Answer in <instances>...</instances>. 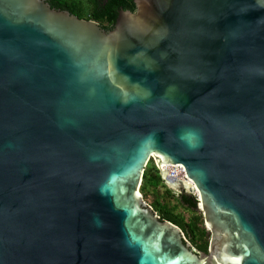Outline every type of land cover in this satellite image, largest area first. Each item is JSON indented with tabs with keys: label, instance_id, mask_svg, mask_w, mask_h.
<instances>
[{
	"label": "water",
	"instance_id": "obj_1",
	"mask_svg": "<svg viewBox=\"0 0 264 264\" xmlns=\"http://www.w3.org/2000/svg\"><path fill=\"white\" fill-rule=\"evenodd\" d=\"M112 29L0 0V264H264V0H133ZM180 164L196 250L142 199Z\"/></svg>",
	"mask_w": 264,
	"mask_h": 264
},
{
	"label": "trees",
	"instance_id": "obj_2",
	"mask_svg": "<svg viewBox=\"0 0 264 264\" xmlns=\"http://www.w3.org/2000/svg\"><path fill=\"white\" fill-rule=\"evenodd\" d=\"M122 1L123 0L120 2L123 4V7L135 11L131 1ZM48 2L52 8H66L71 14L76 15L79 18L94 19L101 25H104V29L107 31L113 28L116 20L111 6H109L104 14L98 12L97 8L101 5L102 0H49ZM116 2H118V0H112L111 4L116 6ZM85 4H88L89 6L94 5V7H91V10H89L83 7ZM159 188L164 189V194H166V196L162 194L159 195ZM140 192L143 197H147L148 194L152 193L154 198L152 199L150 206L159 217L168 220L181 228L190 243L194 244L199 251L207 252L209 241L207 239L206 229L201 226L203 223V217L202 215L196 214L197 198L189 194L178 193L176 195L173 193V190L164 184L159 170L151 160H149L144 169ZM171 200H174L176 204L171 206ZM177 206L192 211L193 215L188 221H186L181 214L175 213Z\"/></svg>",
	"mask_w": 264,
	"mask_h": 264
},
{
	"label": "rangeland",
	"instance_id": "obj_3",
	"mask_svg": "<svg viewBox=\"0 0 264 264\" xmlns=\"http://www.w3.org/2000/svg\"><path fill=\"white\" fill-rule=\"evenodd\" d=\"M150 160H151V161H154L152 158H151ZM189 188H190V187H189ZM158 191H159V195L162 194V195L166 196V194H164V189L159 188ZM173 193H175L176 195L178 194L177 191H173ZM153 198H154V196H153L152 193H151V194H148L147 197H143V196H142L143 201H144L146 204H148V205H150V203H151V201H152ZM170 203H171V204H170L171 206L176 204L174 200H171ZM175 213H177V214H181V215L185 218L186 221H188V220L190 219V217L193 215V213H192L191 210L186 209V208H183V207H181V206H177V207H176V209H175ZM196 214H198V215H202V212H201L199 209H197V210H196ZM202 217H203V215H202ZM201 226L204 227V229H206L205 226H204V223H202ZM206 231H207V239H208V241H209L211 234H210V232H209L208 230H206ZM186 239H187V238H186ZM187 240H188V239H187ZM188 241H189V240H188ZM190 244L192 245V247H193L194 249L198 250L194 244H192V243H190Z\"/></svg>",
	"mask_w": 264,
	"mask_h": 264
},
{
	"label": "flooded vegetation",
	"instance_id": "obj_4",
	"mask_svg": "<svg viewBox=\"0 0 264 264\" xmlns=\"http://www.w3.org/2000/svg\"><path fill=\"white\" fill-rule=\"evenodd\" d=\"M49 5H50V3L48 2L49 0H45ZM121 0H118V2H116L115 4H116V6L114 5V4H111V2H112V0H111V2H110V0H102V3H101V5L100 6H98V8H97V10H98V12L99 13H102V14H104L106 11H107V9L109 8V6H111V8H112V11L114 12V14H115V17H117L118 16V14H119V12L120 11H131V12H134V10H130V9H128V8H125V7H123V4H121V2H120ZM124 1V0H123ZM122 1V2H123ZM127 1V0H126ZM128 1H131V3L133 4V6H134V9H135V4H134V2H133V0H128ZM51 6V5H50ZM84 8H87V9H89V10H91V7L93 8L94 7V5H88V4H85L84 6H83ZM56 9V8H55ZM59 10H65V11H68L69 12V10L68 9H66V8H64V9H59ZM70 13V12H69ZM116 19V18H115ZM87 20H94V19H87ZM94 21H96V20H94ZM97 22V21H96ZM99 23V22H98ZM100 24V23H99ZM115 24V23H114ZM100 26L101 27H103V28H105V26L104 25H101L100 24Z\"/></svg>",
	"mask_w": 264,
	"mask_h": 264
},
{
	"label": "built area",
	"instance_id": "obj_5",
	"mask_svg": "<svg viewBox=\"0 0 264 264\" xmlns=\"http://www.w3.org/2000/svg\"><path fill=\"white\" fill-rule=\"evenodd\" d=\"M166 179L169 181H182V182H189V179L187 178V175L185 173V169L182 165L176 164V165H171L167 166L166 168ZM188 192L195 196L197 198V193L193 186L190 187Z\"/></svg>",
	"mask_w": 264,
	"mask_h": 264
},
{
	"label": "bare ground",
	"instance_id": "obj_6",
	"mask_svg": "<svg viewBox=\"0 0 264 264\" xmlns=\"http://www.w3.org/2000/svg\"><path fill=\"white\" fill-rule=\"evenodd\" d=\"M185 184H186V187L187 188H189V187H191V186H193V183L189 180V182H185ZM193 188H194V186H193ZM190 189V188H189ZM195 189V188H194Z\"/></svg>",
	"mask_w": 264,
	"mask_h": 264
}]
</instances>
